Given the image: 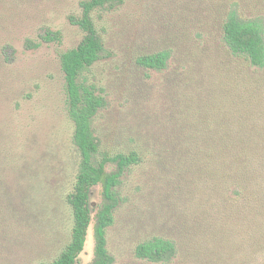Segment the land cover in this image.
Instances as JSON below:
<instances>
[{
  "label": "rangeland",
  "instance_id": "1",
  "mask_svg": "<svg viewBox=\"0 0 264 264\" xmlns=\"http://www.w3.org/2000/svg\"><path fill=\"white\" fill-rule=\"evenodd\" d=\"M81 1L0 0V264H51L69 241L67 196L79 159L71 141L59 53L83 37L68 21L80 16ZM250 8L245 7L246 13ZM230 10L236 13V0H122L111 11L92 14L110 53L84 73L85 81L105 97L93 121L101 151L121 152L134 140L152 139L158 135L156 122L173 104L175 115L179 112L182 88L172 64L166 73H147L148 79L134 57L191 40L210 48L220 41V24ZM46 31L59 32L60 42L24 49L26 40L41 42ZM3 45L12 47L7 64L1 63ZM169 176L148 162L122 178L115 221L106 234L113 264H157L137 259V244L153 236L175 239L179 233L169 215L175 205L165 200L163 190ZM90 199L95 208L98 188ZM94 246L92 221L78 264L93 260Z\"/></svg>",
  "mask_w": 264,
  "mask_h": 264
},
{
  "label": "trees",
  "instance_id": "2",
  "mask_svg": "<svg viewBox=\"0 0 264 264\" xmlns=\"http://www.w3.org/2000/svg\"><path fill=\"white\" fill-rule=\"evenodd\" d=\"M122 0H83L71 25L83 33L74 48L59 53L65 106L72 123L78 168L67 205L72 226L68 243L51 264H78L93 221L94 257L89 264H113L106 248L114 224L122 178L148 162L166 169L163 188L175 239L153 236L135 247L139 260L157 264H264V0H236L220 24L221 38L207 47L200 41L161 48L134 57L147 73L172 75L181 87L179 112L174 104L158 135L142 138L119 152L100 150L93 121L105 107L103 90L87 83L85 71L110 56L92 18ZM252 8L246 13L245 7ZM41 42L26 40L24 49L60 42L46 31ZM12 47L3 45L1 63ZM148 71V72H147ZM173 103V102H172ZM98 188L93 208L90 196ZM43 264V263H41Z\"/></svg>",
  "mask_w": 264,
  "mask_h": 264
}]
</instances>
